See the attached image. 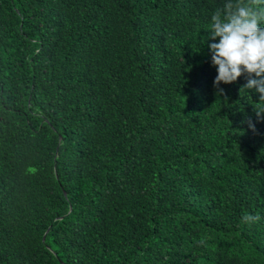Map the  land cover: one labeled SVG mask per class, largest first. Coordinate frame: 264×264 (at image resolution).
Instances as JSON below:
<instances>
[{
    "label": "trees",
    "instance_id": "1",
    "mask_svg": "<svg viewBox=\"0 0 264 264\" xmlns=\"http://www.w3.org/2000/svg\"><path fill=\"white\" fill-rule=\"evenodd\" d=\"M224 3L0 0V264H264V101L213 84Z\"/></svg>",
    "mask_w": 264,
    "mask_h": 264
},
{
    "label": "clouds",
    "instance_id": "2",
    "mask_svg": "<svg viewBox=\"0 0 264 264\" xmlns=\"http://www.w3.org/2000/svg\"><path fill=\"white\" fill-rule=\"evenodd\" d=\"M210 19L212 42L207 48L217 73L214 86L234 82L246 74L243 88L254 90L259 101H264V7L257 6L256 0H225L223 13L216 11ZM256 112H264V107ZM259 219L258 214L245 213L241 217L248 224Z\"/></svg>",
    "mask_w": 264,
    "mask_h": 264
}]
</instances>
